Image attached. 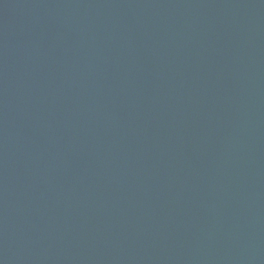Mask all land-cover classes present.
<instances>
[{"label": "water", "instance_id": "1", "mask_svg": "<svg viewBox=\"0 0 264 264\" xmlns=\"http://www.w3.org/2000/svg\"><path fill=\"white\" fill-rule=\"evenodd\" d=\"M0 264H264V0H0Z\"/></svg>", "mask_w": 264, "mask_h": 264}]
</instances>
